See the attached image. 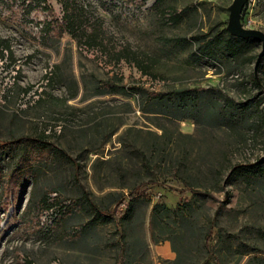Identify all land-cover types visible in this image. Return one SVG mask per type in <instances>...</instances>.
I'll list each match as a JSON object with an SVG mask.
<instances>
[{"label":"rangeland","instance_id":"374dc122","mask_svg":"<svg viewBox=\"0 0 264 264\" xmlns=\"http://www.w3.org/2000/svg\"><path fill=\"white\" fill-rule=\"evenodd\" d=\"M68 1L75 32L0 0V146L48 143L0 148V264H264V42L235 0Z\"/></svg>","mask_w":264,"mask_h":264},{"label":"trees","instance_id":"16d2710c","mask_svg":"<svg viewBox=\"0 0 264 264\" xmlns=\"http://www.w3.org/2000/svg\"><path fill=\"white\" fill-rule=\"evenodd\" d=\"M64 6V10H65V22L66 25L69 29V32H75L79 26V10L76 8V6L73 4L72 1H68V0H61ZM238 39H242V38H238ZM242 40H246V39H242ZM0 44H2V50H6L8 51L10 57H13V51L11 49V45L8 43L7 40H1ZM230 51H232V49H228ZM34 145H46L48 146V143L45 142L42 139L39 138H35V137H27V136H21L18 138H15L13 140H11L10 142L6 143V144H2L0 146L1 149H6L7 147L9 148H19V147H26V146H34ZM61 153L65 154L64 151L60 150ZM57 194V193H55ZM155 242H157L158 240L155 239Z\"/></svg>","mask_w":264,"mask_h":264},{"label":"water","instance_id":"95a60500","mask_svg":"<svg viewBox=\"0 0 264 264\" xmlns=\"http://www.w3.org/2000/svg\"><path fill=\"white\" fill-rule=\"evenodd\" d=\"M248 0H235L231 7L230 22L228 26L229 32L242 39H259L264 42V34L255 30H246L241 24V12ZM264 53L260 55V59L263 57Z\"/></svg>","mask_w":264,"mask_h":264},{"label":"bare ground","instance_id":"6f19581e","mask_svg":"<svg viewBox=\"0 0 264 264\" xmlns=\"http://www.w3.org/2000/svg\"><path fill=\"white\" fill-rule=\"evenodd\" d=\"M159 252L162 254V255H165V256H168V255H171L170 251H169V248L166 246V247H161L159 249Z\"/></svg>","mask_w":264,"mask_h":264},{"label":"built area","instance_id":"2783aa9c","mask_svg":"<svg viewBox=\"0 0 264 264\" xmlns=\"http://www.w3.org/2000/svg\"><path fill=\"white\" fill-rule=\"evenodd\" d=\"M55 194V193H54ZM57 197V194H55L54 198Z\"/></svg>","mask_w":264,"mask_h":264}]
</instances>
